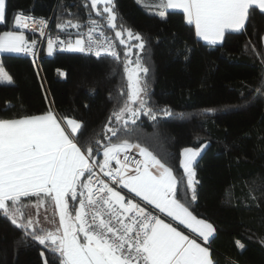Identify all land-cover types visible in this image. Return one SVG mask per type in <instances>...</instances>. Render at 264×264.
<instances>
[{"label":"trees","instance_id":"obj_1","mask_svg":"<svg viewBox=\"0 0 264 264\" xmlns=\"http://www.w3.org/2000/svg\"><path fill=\"white\" fill-rule=\"evenodd\" d=\"M158 1L113 0L117 29L123 26L145 41L142 52L132 48L130 59L134 66L138 55L149 68V105L172 113L160 114L156 121L141 115L138 129L127 138L148 147L178 181L184 179L183 149L207 144L195 165L199 183L190 210L216 229L210 250L217 264H264V97L255 91L264 82V15L253 13L243 33H226L222 46H209L179 10H169L166 19L154 15L161 11L155 7ZM97 8L102 12L103 5ZM96 11L90 0H7L0 34L16 30L19 12L50 18L52 29L67 20L85 24L91 12L115 38ZM23 31L28 39L34 37ZM123 38L127 40L126 32ZM115 40L119 62L65 49L43 52L39 60L1 54L13 84L0 85V118L39 115L51 107L59 118L81 122L83 136L101 140L102 152L110 135L104 129L113 126L109 117L119 107V89L126 90V48ZM186 48L192 49L187 60ZM21 237L22 231L0 214V264H44L45 258L51 264L44 246Z\"/></svg>","mask_w":264,"mask_h":264},{"label":"snow or ice","instance_id":"obj_2","mask_svg":"<svg viewBox=\"0 0 264 264\" xmlns=\"http://www.w3.org/2000/svg\"><path fill=\"white\" fill-rule=\"evenodd\" d=\"M99 4L104 5L102 12ZM90 5L126 48V90L119 89V107L109 117L113 126L104 129L110 135L103 145V160L98 159L101 140L85 138L81 122L58 119L51 107L40 115L0 118V214L22 231V240L30 238L44 246L51 264H217L210 251L216 229L190 210L199 183L195 165L208 145L183 149L184 179L178 181L172 168L148 147L127 138L138 129L141 115L156 121L158 115L172 113L149 105V68L138 55L134 66L130 59L133 47L144 50L143 38L123 26L117 29L113 0H90ZM155 7L162 9L153 13L161 19L167 18L169 10H179L186 23L194 26L196 37L209 46H222L226 33H243L253 13L264 15V0H159ZM6 8L7 0H0V22L5 21ZM47 25L44 18L15 15L14 27L19 31L0 34V54L35 57L37 41L29 42L23 30H38L45 36ZM56 27L77 30V38L67 42L68 50L120 61L114 39L92 19L91 12L85 24L67 20ZM85 27L86 32L80 31ZM125 32L127 40L139 43L128 44ZM64 43L59 36L49 35L48 54ZM191 51L185 49L186 60ZM11 84L13 78L0 63V85ZM255 91L264 97V82ZM132 150L142 159L131 156ZM113 161L119 167H113ZM237 247L244 250L239 241ZM44 264H49L48 258Z\"/></svg>","mask_w":264,"mask_h":264},{"label":"built area","instance_id":"obj_3","mask_svg":"<svg viewBox=\"0 0 264 264\" xmlns=\"http://www.w3.org/2000/svg\"><path fill=\"white\" fill-rule=\"evenodd\" d=\"M19 13H21V12H19ZM22 13L25 14V15L34 17V18H44L45 20L48 21V25H47V29H46V33L47 34L45 36H41L38 30L33 31L31 29H24V30H26L28 32H31L34 35V37L32 39H28L29 42H31L33 39H35L37 41V46H36V49H35L37 55L35 57L33 55H31V54H24V55H27V56L32 57L33 59L39 60L40 57H41V55H42V53L45 52L46 45H47V39H48V36L49 35L52 38H55V37L59 36V39L61 41H64L65 42L64 44H59L57 46V49H60V50H63V49H66L67 48V42L68 41H74L77 38V35H76L77 30L76 29L69 28L67 31H61L57 27L55 29H52L51 28V19L50 18L43 17V16H38V15H34L32 13H27V12H22ZM36 28L38 29L39 26L37 25ZM103 30H104V32H105V34L107 36L112 37L114 39L115 44H116L117 51L120 52L115 38L113 36L107 34V32L104 29V27H103ZM86 31H87V28L85 27L82 30V32H86ZM97 35H98V33H97ZM102 55H104V54H102ZM102 152L100 153V156L98 157V159L100 160V162H102V160H103V158H102ZM130 155L133 156V157H135L136 159H142L135 150H132L131 153H130ZM112 166L113 167H119V165H116L114 161L112 162ZM122 194H125L126 196L128 195V193H127L126 190H123ZM137 202H139V198H137Z\"/></svg>","mask_w":264,"mask_h":264},{"label":"crops","instance_id":"obj_4","mask_svg":"<svg viewBox=\"0 0 264 264\" xmlns=\"http://www.w3.org/2000/svg\"><path fill=\"white\" fill-rule=\"evenodd\" d=\"M17 30V29H16ZM10 31V30H9ZM17 31H19V30H17ZM2 34V33H1ZM28 39V38H27ZM45 52L48 54V52H47V45H46V49H45ZM4 54V53H3ZM1 55V54H0ZM53 111V110H52ZM54 113H55V111H53ZM44 114V113H43ZM56 114V113H55ZM40 115V114H39ZM57 115V114H56ZM58 117V116H57ZM58 119H59V117H58ZM194 149V148H193ZM182 153H183V151H182ZM182 159H183V155H182V158H181V161H182ZM174 173V172H173ZM175 175V174H174ZM176 176V175H175ZM196 180H197V177H196ZM127 191V190H126ZM134 195V194H133ZM50 210H51V208H50ZM194 214V213H193ZM195 215V214H194ZM198 217V216H197ZM162 218H164L163 216H162ZM198 218H200V217H198ZM167 219V218H166ZM200 219H202V218H200ZM205 220V219H204ZM207 221V220H206ZM209 222V221H208ZM210 223V222H209ZM212 224V223H211ZM181 227V229L182 230H184L185 231V234H189V232H188V230L187 229H184L183 228V226H180ZM198 242H200L199 240H198ZM211 251V250H210Z\"/></svg>","mask_w":264,"mask_h":264},{"label":"rangeland","instance_id":"obj_5","mask_svg":"<svg viewBox=\"0 0 264 264\" xmlns=\"http://www.w3.org/2000/svg\"><path fill=\"white\" fill-rule=\"evenodd\" d=\"M142 2L143 1H145V0H141ZM159 2V1H158ZM103 5V4H102ZM103 7H104V5H103ZM162 10V9H161ZM65 50H67V51H70V50H68L67 48L65 49ZM102 158H103V155H102ZM29 210H31L33 213L35 212V209H29ZM40 213H41V219L43 218V215H44V209L43 208H41L40 209ZM57 218V220H58V216L56 217Z\"/></svg>","mask_w":264,"mask_h":264}]
</instances>
